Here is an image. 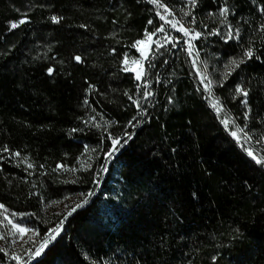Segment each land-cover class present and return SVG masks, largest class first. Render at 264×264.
I'll return each instance as SVG.
<instances>
[{
	"label": "trees",
	"instance_id": "1",
	"mask_svg": "<svg viewBox=\"0 0 264 264\" xmlns=\"http://www.w3.org/2000/svg\"><path fill=\"white\" fill-rule=\"evenodd\" d=\"M157 4L178 12L182 0ZM223 9L237 37L218 33ZM180 16L200 33L193 49L148 0H0V205L40 240L63 227L28 264H264V166L223 126L193 63L263 153L264 0H197ZM155 31L167 45L146 99L125 59ZM124 176L147 195L122 192ZM77 196L88 202L70 216L46 214Z\"/></svg>",
	"mask_w": 264,
	"mask_h": 264
},
{
	"label": "rangeland",
	"instance_id": "2",
	"mask_svg": "<svg viewBox=\"0 0 264 264\" xmlns=\"http://www.w3.org/2000/svg\"><path fill=\"white\" fill-rule=\"evenodd\" d=\"M197 1V0H196ZM193 5L189 2V0H182V4L180 5L179 11L175 10H164L162 14L164 17L172 24L177 26L181 24L185 30L190 34V38L192 39V43L196 41L198 37L195 36L196 33H199L197 29L183 22L180 15L183 17H188L192 14ZM224 10H221L219 13H214L212 17L214 18V22L219 24L218 33H220L226 39H230L233 37H237V33L239 30H234L233 27H230L228 23V15L224 13ZM180 13V15H179ZM224 13V14H222ZM179 26V28L181 27ZM231 31L232 36L229 37V32ZM181 33V32H180ZM152 39L149 41L146 38L143 40L144 44L138 45V50L140 53V57L138 59H128L127 63H125L126 68L129 71H132L137 74V72L142 74L144 73L147 67V61L151 52V47L153 44L162 45L160 48L162 51L166 47V43L162 37H156V31L152 33ZM200 34V33H199ZM168 43V42H167ZM137 61L138 63H133ZM194 70L197 73L200 81L203 80V84H208L211 81L213 86L214 81L211 76L207 78L202 71V66L200 65L199 60L197 58L193 59ZM236 67L232 65V61L225 66L227 71L222 72V77H225L227 73L232 71V68ZM207 68V65H206ZM140 80V79H139ZM241 89V88H239ZM241 96L244 97L242 93L239 92ZM217 100L213 99L210 101L211 106L216 103ZM219 102V101H218ZM213 107V106H212ZM214 108V107H213ZM217 115L220 117L223 126L232 136V138L239 143V145L245 150V152L249 155V152L252 155H249L255 162L260 161L259 164L264 166V149L263 153L256 151L252 148L249 142L246 140V137L243 134V131L236 125V123L232 120V118L225 112L224 107L219 102L217 107L214 108ZM219 109V110H218ZM235 132L236 136H233L232 133ZM258 163V162H257ZM107 167H104L102 170L101 178L97 181L98 188L102 186L103 175L106 173ZM119 189L132 195L136 199H141L148 193L147 183L140 179L130 178L128 176H124L120 180ZM85 201L88 202L87 198H83L81 196L71 197L62 202L54 203L48 205L45 208V212L48 215H60L65 214L66 216H70L75 210L85 205ZM79 205V207L77 206ZM18 228L26 229V233H21L18 231ZM63 230L62 225L54 229L50 234L54 236V239L61 234ZM50 234L44 239H39L37 231L28 225V219L25 216H18L15 214H11L6 211L3 207H0V248L8 255L11 263L9 264H28L31 260L41 256L44 250L47 248L48 244L53 240ZM44 246L43 248L41 246ZM37 251H40V255H35ZM16 257V259H13Z\"/></svg>",
	"mask_w": 264,
	"mask_h": 264
},
{
	"label": "built area",
	"instance_id": "3",
	"mask_svg": "<svg viewBox=\"0 0 264 264\" xmlns=\"http://www.w3.org/2000/svg\"><path fill=\"white\" fill-rule=\"evenodd\" d=\"M148 1L155 7L157 16L159 17V19L161 21L164 22L168 31L170 33L176 34L177 37L182 39L181 41H183L186 46H188L190 49H193L195 42L192 43V39L190 38V34L188 33L186 35L185 32L178 30L179 26H181L182 23H180L179 26L172 24L162 14V12L165 9L170 11V12H171V9H169L166 6H164V7H162L161 5L159 6V4H157V3H152L151 0H148ZM161 17H163V19ZM193 22H196L195 18L193 19ZM173 25H175V27H173ZM156 37L157 38L158 37L163 38V35L156 32ZM161 47H162V45H157V44L152 45L151 52H150V55H149V58L147 61V67H146L144 73L142 74L141 79L139 80V86H138L139 92H140L141 96H145L146 99L148 98L149 95L151 96L155 92V88H154V84H153V80H152L153 79V70H154L155 60L159 57V55L162 51L160 49ZM176 48H177V45L174 44V49H176ZM204 74L207 78H209V75H207L206 72H204ZM202 89H203L204 93L206 94L208 101L210 103V101H212L214 99L213 94H212L213 86L210 85V88L206 89L205 85L202 83Z\"/></svg>",
	"mask_w": 264,
	"mask_h": 264
},
{
	"label": "snow or ice",
	"instance_id": "4",
	"mask_svg": "<svg viewBox=\"0 0 264 264\" xmlns=\"http://www.w3.org/2000/svg\"><path fill=\"white\" fill-rule=\"evenodd\" d=\"M151 2L152 3H158V0H151ZM189 2L192 4V5H195V3H196V0H189ZM227 9H225L224 10V13H227ZM224 13H222V14H224ZM162 19H163V17H161ZM52 20L54 21V22H59V19L57 18V17H52ZM25 21H20V23H24ZM149 23H151V21H149ZM16 27H18V24H16V23H13V24H11V28H16ZM173 27H175V25H173ZM178 30H180V31H183V32H185V34L187 35L188 34V32H187V30H185L184 28H183V26H181ZM160 31H163V29H160ZM152 35L153 34H151V33H146V39L147 40H151L152 39ZM200 34L199 33H196L195 34V36L196 37H198ZM237 35H238V33H237ZM232 36V33H231V31L229 32V37H231ZM142 44H144V41L143 40H141V41H137L136 42V45H142ZM136 45H134V46H136ZM245 55L250 59V58H252V56H253V52L251 51V50H249V51H247L246 53H245ZM75 60L77 61V62H80V60H81V58L79 57V56H77V57H75ZM243 61H236V60H233L232 61V65H235V66H239V63H242ZM125 63H127V59H125ZM133 63H138L137 61H134ZM51 72H52V70L51 69H49V74H51ZM136 79L137 80H139V79H141V73L140 72H137V74H136ZM202 83H203V80L201 81ZM210 84H211V81H209L208 82V84H205V88L206 89H209L210 88ZM237 91L238 92H240V93H242L245 97L248 95V93L246 92V91H244L243 89H237ZM245 103H247V101H244ZM219 102L217 101L216 103H214L212 106L214 107V108H216L217 107V104H218ZM219 110V109H218ZM232 135L233 136H236V133L235 132H233L232 133ZM114 143H118V141H114ZM16 155H19L18 153L16 154ZM108 155L110 156L111 155V153H108ZM249 155H252V153L251 152H249ZM258 163L260 162V161H257ZM29 167H31V165H29ZM62 167V166H61ZM85 203H87V201H85ZM78 207H79V205H77ZM0 207H3L2 205H0ZM18 231L19 232H21V233H26V229H24V228H18ZM50 236H51V234H50ZM51 238H53L54 239V236H51ZM42 248L44 247L43 245L41 246ZM35 255H40V251H37L36 253H35ZM13 259H16V257H13Z\"/></svg>",
	"mask_w": 264,
	"mask_h": 264
},
{
	"label": "water",
	"instance_id": "5",
	"mask_svg": "<svg viewBox=\"0 0 264 264\" xmlns=\"http://www.w3.org/2000/svg\"><path fill=\"white\" fill-rule=\"evenodd\" d=\"M42 255V254H41Z\"/></svg>",
	"mask_w": 264,
	"mask_h": 264
}]
</instances>
